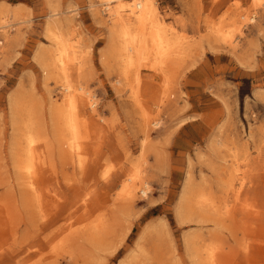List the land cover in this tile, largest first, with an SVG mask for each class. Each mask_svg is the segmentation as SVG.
I'll return each mask as SVG.
<instances>
[{
    "label": "rangeland",
    "instance_id": "1",
    "mask_svg": "<svg viewBox=\"0 0 264 264\" xmlns=\"http://www.w3.org/2000/svg\"><path fill=\"white\" fill-rule=\"evenodd\" d=\"M155 1L183 54L125 73L96 0H0V264H203L211 252L264 264V9ZM48 21L76 55L67 75L52 68ZM66 82L95 101L83 169L55 116ZM28 131L40 135L36 193L15 169ZM134 172L149 192L121 200Z\"/></svg>",
    "mask_w": 264,
    "mask_h": 264
},
{
    "label": "bare ground",
    "instance_id": "2",
    "mask_svg": "<svg viewBox=\"0 0 264 264\" xmlns=\"http://www.w3.org/2000/svg\"><path fill=\"white\" fill-rule=\"evenodd\" d=\"M95 5L101 6L103 10L107 11L108 22L112 25L111 31L114 32L117 39V46L115 52L119 61L124 65V72L129 73L134 70L137 72V66L142 61L154 60L153 65H167L173 62V55L181 56L183 50L177 52L179 45V37H169V29L164 26V23L158 16V9L155 0H96ZM253 9H264V0H253ZM2 7H0V11ZM242 21H253L252 17L245 18L244 15L240 16ZM9 24L0 23V32L4 31ZM58 27L53 25V21L47 22L45 27L46 37L54 43L57 47L56 54L51 59L53 69H58L67 75L70 64L76 60V55L72 48L66 46V41L62 38ZM229 37V36H228ZM231 38H227V41ZM72 52V54H70ZM162 65V66H163ZM66 77V76H65ZM138 81V79H135ZM134 97H137L135 90ZM94 96L86 89L79 87L74 88L73 85L66 82L63 89L62 99L65 102L64 106L66 111L57 109L55 116L59 119V124L63 126L67 132V138H63L60 142L62 146H66L64 151L67 153L71 165L74 168L77 166L83 169L82 156L85 153L86 145L82 142L80 135L85 132L87 127V119L85 118L84 108H89L94 112L95 101ZM11 102V100H10ZM61 121V122H60ZM147 121V120H146ZM156 126L157 123H151ZM84 131V132H83ZM86 133V132H85ZM66 136V135H65ZM25 140V150L22 153V160L15 162V169L22 177L24 185L29 188L33 193H36L33 184L37 173V160L39 156L36 154V142L40 135H34L32 131L23 134ZM149 192V187L142 176L133 173L127 178L122 185L121 200L132 202L136 195L140 193L141 196H146ZM37 212L39 218L52 217L49 209V202L43 201L37 196L36 198ZM178 218L186 217L179 206L176 210ZM182 222L183 219L181 220ZM40 225L43 223L40 221ZM225 258V257H223ZM220 255L216 252L208 253L204 257L203 264H220ZM202 264V262H200Z\"/></svg>",
    "mask_w": 264,
    "mask_h": 264
}]
</instances>
